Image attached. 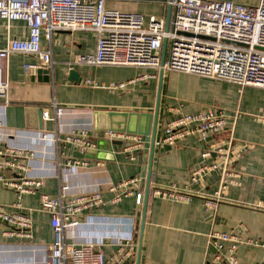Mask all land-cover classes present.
Masks as SVG:
<instances>
[{
    "label": "crops",
    "instance_id": "crops-1",
    "mask_svg": "<svg viewBox=\"0 0 264 264\" xmlns=\"http://www.w3.org/2000/svg\"><path fill=\"white\" fill-rule=\"evenodd\" d=\"M169 0H106V6L125 12H138L145 17H163L165 24L172 17ZM245 5H257L259 0H231ZM27 36L25 23L11 21L6 27L0 18V48L8 39ZM96 33L77 30L54 31L51 39L41 37L43 49H49L52 62L50 79L44 81L35 72L25 73V63H38L37 57L11 53L6 62V77L11 84L10 103L1 105L0 143L28 148L35 152L32 158L22 159L25 169L6 171L4 176L18 181L40 180L31 193L19 198L15 190L0 182V203L11 205L19 200L20 208L32 221V237L7 236V226L0 224V264H45L46 247L53 240L50 215L40 208V195L56 196L60 187L69 186L64 201L92 191L99 192L102 203L79 214V224L66 232L70 245L93 244L110 256L129 241L131 254L117 264H205L214 253L209 235L213 231H227L239 237L236 255L242 264H264V210L253 205L264 201V121L254 118L264 109V89L238 86L176 70L132 66H91L79 62L81 55L94 52ZM162 52V50H161ZM77 73V80L69 79V71ZM34 78H29L34 75ZM91 80L98 86L86 82ZM124 82L125 87L111 92L99 85ZM158 99V119L152 154L150 186L146 213L137 260L140 230V208L143 205L149 152L141 148L124 150L125 142L110 144L92 129L94 110H116L152 114ZM65 108L56 119L42 118L38 129L37 109L53 117V105ZM222 108L226 113L240 111L235 127L232 163L234 175L223 192V200L215 207L205 205L206 195L218 186V175L205 176L203 184L191 188L202 195L187 201L158 197L157 187L185 188L194 168L211 163L214 155L205 156L209 143L226 137L229 129L215 136L192 134L173 145L160 143L163 126L178 114ZM79 125L90 128V137L96 142L103 138L97 154H81L74 145L63 141L66 134ZM57 136V142L40 140L42 133ZM231 132V131H230ZM120 141V140H119ZM130 155L134 159H130ZM70 157L84 158L89 168L66 164ZM99 165H96V163ZM132 177H140L138 185L127 184L115 191L108 185H117ZM119 192L127 193L120 201L112 198ZM141 194L140 204L136 203ZM250 241H255L250 243Z\"/></svg>",
    "mask_w": 264,
    "mask_h": 264
},
{
    "label": "built area",
    "instance_id": "built-area-1",
    "mask_svg": "<svg viewBox=\"0 0 264 264\" xmlns=\"http://www.w3.org/2000/svg\"><path fill=\"white\" fill-rule=\"evenodd\" d=\"M172 17L168 28L163 17L138 12H125L110 9L106 0H0V18L6 27L11 21L25 23L27 36L22 39H8L0 48V100L4 107L10 103L11 84L6 77V62L11 53H22L37 57L38 63H25V73L38 68H48L52 62L49 49L41 46V37L51 39L54 31L86 30L96 33L94 52L81 55L79 62L91 66H132L162 70H176L200 75L211 79L226 81L238 86L264 89V0L257 5H245L231 0H169ZM166 40L165 59L162 63L161 50ZM93 86L96 82L86 80ZM111 92L125 87L124 82H111L99 85ZM53 117L44 111L45 120L56 119L65 108L53 105ZM240 111L226 113L224 109L207 108L203 111L178 114L163 126L160 143L173 145L176 141L192 134L203 137L215 136L226 128L229 135L215 138L209 143L205 156L214 155L211 163L194 168L185 188L157 187L154 193L161 198L174 201H187L191 196L202 195L190 185H202L206 175L215 172L218 186L213 193L206 195L205 205L215 207L222 201L223 192L234 175L232 163L235 160L232 131L240 116ZM254 118L264 121V109ZM0 124L2 121L0 119ZM231 131V132H230ZM86 125L74 127L63 141L72 144L84 154L97 148V142L90 135ZM103 135L110 141L125 142L124 150L141 148L144 136L140 134L106 130ZM40 140L57 142L58 137L42 133ZM35 152L28 148L1 145L0 143V182L15 190L17 198L31 193L41 184L40 180L24 179L18 181L4 176L6 171H23L22 159L32 158ZM130 159H134L130 155ZM66 164L72 167L89 168L84 158L70 157ZM96 165H99L97 162ZM140 177H132L117 185H108L115 191L127 184L138 185ZM67 184L60 187L56 196L40 195V208L50 215L53 233L52 242L46 247L45 264H117L131 254L129 241L120 243L118 251L107 256L102 249H94L93 244L70 245L65 241L67 231L79 224V214L86 209L99 206L102 198L97 191L75 196L64 201ZM127 193L119 192L113 198L118 202ZM141 194L136 203L140 204ZM264 210V201L253 205ZM11 207L20 208L19 200ZM0 203V224L7 226V236L32 237V221L23 211ZM214 248L211 258L205 264H242L236 249L239 237L227 231H213L209 235ZM254 243L255 241H250Z\"/></svg>",
    "mask_w": 264,
    "mask_h": 264
},
{
    "label": "water",
    "instance_id": "water-1",
    "mask_svg": "<svg viewBox=\"0 0 264 264\" xmlns=\"http://www.w3.org/2000/svg\"><path fill=\"white\" fill-rule=\"evenodd\" d=\"M169 26V18L166 22V28ZM165 51H166V40H163L162 44V52H161V60L162 63L165 59ZM161 71H163L161 69ZM50 70L48 68H38L35 71V74L39 78L43 77L44 81H48L50 79ZM34 75H30L29 78H34ZM77 73L74 70L69 71V79L77 80ZM38 115V129H42V110L37 109L36 111ZM157 119H158V99L155 105V109L152 114L150 113H136V112H126V111H116V110H94L92 114V129L94 132L98 133L99 136H103V132L106 130H115L120 132H128L134 134H140L144 136V148L149 152V160L147 167V175L145 180V188L146 195L143 202L142 207L140 208V230H139V238L137 245V260L140 256V247L142 242V233L144 227L145 213H146V200L149 192L150 186V173H151V162H152V154L155 145V136L157 129ZM106 140L103 138L98 139L97 148L90 149L87 153L97 154L102 146V144ZM110 144H120L119 140H107ZM86 153V154H87ZM79 156H85L83 154H78Z\"/></svg>",
    "mask_w": 264,
    "mask_h": 264
}]
</instances>
